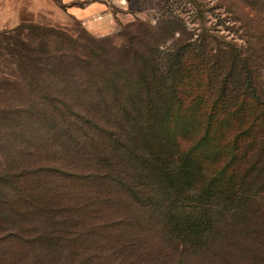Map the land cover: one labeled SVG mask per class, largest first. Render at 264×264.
Masks as SVG:
<instances>
[{
    "label": "rangeland",
    "instance_id": "rangeland-1",
    "mask_svg": "<svg viewBox=\"0 0 264 264\" xmlns=\"http://www.w3.org/2000/svg\"><path fill=\"white\" fill-rule=\"evenodd\" d=\"M196 3L201 7L200 11ZM263 6L264 0H131L130 8L134 15L131 24L121 22L116 37L105 39L93 37L81 24L71 27L52 25L33 18L29 13L17 25L10 23L0 28V87L6 75L15 70L12 59L7 56V38L17 36L21 42L31 39L25 38L30 33L27 30H22L23 34L14 32L21 25L57 29L70 41L66 45L68 41L46 39V50L50 52L55 45L60 48V43L64 42L63 47L70 52L71 45H83L87 49L78 51L84 56H87L88 48L99 53L102 62H105L101 63L102 66H112L120 85H131L135 80L136 64L131 43L142 58L149 55L150 50L157 49L162 58L161 67L165 68L170 55L186 40L185 44L191 45L194 54L192 61L184 65L182 62L183 76H190L183 84L186 92L184 99L187 101V110L183 111L189 114L186 120L181 119L178 117L180 109H177L170 119L172 124L164 131L160 129L163 143L159 147L171 152L175 159L177 154L183 156L194 152L200 163L199 174H207L218 193L228 189L231 174H238L237 178H232L234 190L238 189L236 196L229 195L227 191L226 194L213 196L217 206L212 212L214 227L204 242V250L194 251L189 249L191 244L171 236L163 224L167 221L162 210L155 221L152 215L136 204L131 207V195L123 193L111 179L94 185L91 182L93 177L89 176L96 172L93 163L95 155L85 152L79 159L86 166L78 163L79 170L73 169L72 174L47 172V180L55 179V188H51L47 195L51 196L47 209L38 211L25 205L22 211L27 213L25 217L28 220L12 223L16 230L27 226L29 230H36L27 233V237H37V243L21 246L22 242L17 240L6 241V245L12 244V247H0V264H84L90 258L84 252L85 246L102 250L104 256L99 264H133L131 237L139 243L135 250V264H264V128L260 127L264 107L256 98H250L253 91L264 101ZM173 23V31L159 39V34L169 30L168 25ZM5 32L8 36H4ZM135 35L139 39L135 40ZM9 42L20 47L17 41ZM203 50L212 56L209 64H204L199 56ZM247 75L251 77L250 87L245 85ZM223 81L225 91L220 92L218 89ZM12 98L16 100L19 95H8V99ZM5 100V93L0 91V105ZM152 106L159 109L157 105ZM162 115L160 111L158 117ZM95 121L101 126L107 123L113 127L116 125V132H111L109 136L96 134V146L104 148L107 143L116 142L118 134V144H121L118 148L125 145L131 152L137 150L131 144V118L119 123L95 113ZM179 121L186 124L179 125ZM156 124L159 126L160 121ZM241 131L244 134L234 140ZM84 144L91 146L93 142L88 140ZM122 150L125 151L121 149L120 154ZM109 153L116 159L120 155L117 150L116 154ZM120 164L129 182L131 170L135 175L147 172L133 161L132 156L123 159ZM148 188L150 186L141 182L140 194H148ZM253 188L256 195L250 196ZM107 191L111 196L105 199L103 194ZM221 196H228V199H220ZM182 197L187 202L194 200L202 203L198 193L186 191ZM157 199L167 202L174 201L175 197L166 194V198L157 196ZM184 199L182 204L187 205ZM233 199L235 202H231ZM36 200L39 202L43 198L37 197ZM181 208L190 212L189 208L178 206V214L183 213ZM234 213L237 214L235 221L230 219ZM86 227L90 232L81 237ZM40 235H43L41 241ZM113 249H121L118 259H109L108 253ZM146 251L148 254H145Z\"/></svg>",
    "mask_w": 264,
    "mask_h": 264
},
{
    "label": "trees",
    "instance_id": "trees-1",
    "mask_svg": "<svg viewBox=\"0 0 264 264\" xmlns=\"http://www.w3.org/2000/svg\"><path fill=\"white\" fill-rule=\"evenodd\" d=\"M196 7L201 10L198 3ZM174 25H168L169 30L161 32L159 39L173 31ZM22 30L29 31L25 38L31 39L21 42V38L17 36L7 38V56L12 59L15 70L6 75L0 87L6 97L0 105V214L3 215L0 216V247H12V244L6 245L9 240L22 242L21 246L37 243V237H27V233L36 230H29L28 226L25 229L17 227L16 230L12 223L28 220L25 217L27 213L22 211L25 205L38 211L47 209V201L51 197L47 195L55 188L54 177L53 181L47 180L49 170L72 174L73 169L79 170L78 163L81 162L80 166H86L79 157L82 159L85 152H93L96 172H92L89 177H93L91 182L94 185L111 179L123 193L131 195V207L136 204L148 215H152L155 221L162 210L167 221L163 224L174 239L191 244V250H204V242L214 227L211 223L214 218L212 212L217 206L213 196L226 194V191L229 195L236 196L238 189L234 190L232 178H237L238 174H231L228 181L229 190L218 193L212 187V181L207 174H199L200 163L194 152H187L183 156L177 154L175 159V155L159 147V144L163 143L160 139V129L164 131L172 124L170 119L177 109H180L178 117L181 119L186 120L189 114L183 111L187 110L183 84L190 76H183L182 62L184 65L193 60L191 45L185 44L184 40L170 55L168 65L162 68V58L157 49L150 50V54L142 58L134 43H131L136 64L135 80L131 85H120L116 81L112 66H102L101 63L105 62H102L101 55L92 49L88 48L87 56H84L78 49L87 47L71 45L70 52L63 47V42L60 43L62 46L59 44L60 48L55 45L53 52L46 50L45 40L48 38L57 42L68 41L66 45H69L68 38L58 33L57 29L21 25L14 32L20 34ZM3 34L8 36V32ZM134 39H139L138 35H135ZM9 40L17 41L20 47L13 46ZM186 51L187 55L184 54ZM199 56L204 64H209V58H212L205 50ZM250 81L251 77L247 75V87L251 86ZM218 91H225V81L221 83ZM12 94H18L19 98L8 99V95ZM251 97L256 98L264 107V101L254 95L253 91L250 92ZM152 105H157L159 109L156 110ZM160 111L163 113L161 118L158 117ZM95 113L101 118L108 117L119 123L131 118V144L137 147V150L131 152L125 145L118 148L121 145L118 144V134L116 142L107 143L106 148L96 146V134L109 136L111 132H116V125L113 127L107 123V128L101 126L95 121ZM157 121H160L159 126ZM261 122L260 127L263 129L264 117ZM180 124L186 123L179 121ZM243 134L242 131L239 132L234 140ZM82 140H89L93 144L87 146ZM85 147L90 148L89 151H86ZM121 149H125L122 154L119 152ZM116 150L120 154L117 159L110 157L109 152L116 154ZM131 156L133 161L138 162L147 172L135 175L131 170L129 182L125 169H120V162ZM141 182L150 186L148 194H140ZM186 191L198 193L202 203L194 200L187 202L182 197ZM166 194L175 197L174 201H158L157 196L166 198ZM249 195H256L254 188ZM106 196H111V193L104 192L105 199ZM37 197L43 200L37 202ZM183 199L187 205L182 204ZM220 199L227 200L228 196H221ZM231 202H235V199ZM178 206L189 208L190 212L181 208L183 213L178 214ZM236 215L232 214L230 219L235 221ZM86 229L88 228L81 232V237L90 232ZM42 236H39V240L43 239ZM138 245L136 239L131 237L133 264ZM84 252L90 256L84 264H99L98 261L104 256L102 250L95 247L85 246ZM121 252V249H113L108 253L109 259H118ZM140 256H144V253H140Z\"/></svg>",
    "mask_w": 264,
    "mask_h": 264
},
{
    "label": "crops",
    "instance_id": "crops-1",
    "mask_svg": "<svg viewBox=\"0 0 264 264\" xmlns=\"http://www.w3.org/2000/svg\"><path fill=\"white\" fill-rule=\"evenodd\" d=\"M0 5V28L17 25L29 13L52 25L81 24L98 39L116 37L120 23L134 19L129 0H0Z\"/></svg>",
    "mask_w": 264,
    "mask_h": 264
}]
</instances>
